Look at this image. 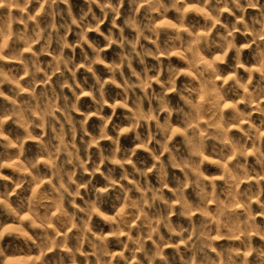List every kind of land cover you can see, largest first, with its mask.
I'll use <instances>...</instances> for the list:
<instances>
[{
	"label": "clouds",
	"instance_id": "obj_1",
	"mask_svg": "<svg viewBox=\"0 0 264 264\" xmlns=\"http://www.w3.org/2000/svg\"><path fill=\"white\" fill-rule=\"evenodd\" d=\"M0 264H264V0H0Z\"/></svg>",
	"mask_w": 264,
	"mask_h": 264
}]
</instances>
